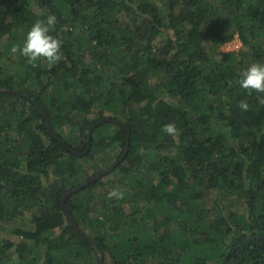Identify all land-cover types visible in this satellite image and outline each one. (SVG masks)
Segmentation results:
<instances>
[{
	"label": "trees",
	"instance_id": "obj_1",
	"mask_svg": "<svg viewBox=\"0 0 264 264\" xmlns=\"http://www.w3.org/2000/svg\"><path fill=\"white\" fill-rule=\"evenodd\" d=\"M162 2L0 0V234L2 223L28 212L35 225L15 230L14 240L0 236V264H89L92 253L98 264H264V93L240 87L242 68L229 53H216L204 70L209 45L234 34L264 64V0ZM50 15L63 58L33 66L13 55V44ZM105 118L117 124L89 139L79 134L88 139L82 150L72 146L77 127L82 133ZM212 118L219 129L206 134ZM168 123L178 136L162 132ZM106 125L115 129L102 135ZM126 145L112 172L124 181L122 201L90 217L94 197L79 196L102 178L66 198L78 234L61 199L89 178L66 146L88 147L84 156L93 158L112 149L121 156ZM131 191L145 203L126 207ZM234 195L245 199L242 213L222 201Z\"/></svg>",
	"mask_w": 264,
	"mask_h": 264
},
{
	"label": "rangeland",
	"instance_id": "obj_2",
	"mask_svg": "<svg viewBox=\"0 0 264 264\" xmlns=\"http://www.w3.org/2000/svg\"><path fill=\"white\" fill-rule=\"evenodd\" d=\"M155 4L161 5L163 2L162 0H154ZM5 42L4 40L2 41ZM249 49L250 46H244L240 42L238 36L234 34L233 38L226 43L220 44V45H209L208 53H209V59L207 60V63L204 65V70H207L210 67V64L214 60V57L216 53H229L231 56L234 58V63L237 66V64L240 62L239 66L242 68V71L245 70L248 66H250L252 63L251 59L249 58ZM113 58H120V55H115V52L113 53ZM26 62H29L28 60ZM51 64H49L50 66ZM162 75V74H161ZM47 82V80H45ZM44 81V83H45ZM56 91H59V89H54ZM157 95H159V92H157ZM162 99H164L167 102H171L169 98H167L166 95H163ZM96 111H92V113L85 115V118L88 122H91L97 118V115L95 113ZM110 117H114L116 119L121 120V116L116 115V114H108ZM77 121L80 123L83 118L82 115H78ZM103 125V124H102ZM101 126V125H100ZM114 125H106L103 128L102 135L107 132V131H114ZM77 130L74 131V134L77 138L76 140L72 143V146L75 149L82 150L84 145L87 143V141H81L79 134H82L81 136H84L88 134V131H83L82 133L79 132V127L76 128ZM219 129V124L217 121L212 118L210 123L207 125L205 129V133H213ZM9 136L12 138H17L18 135L15 134L14 132H8L7 133ZM94 140L96 141L97 139L94 137ZM86 142V143H85ZM120 150L119 149H112L108 151H94L93 152V158H87V156L80 155L77 157L75 163L79 167V172L82 174H85L84 176L81 177V179L84 177L85 179L88 177L89 179L96 176L97 174H100L101 172H106L108 169L112 168L114 164L122 157L119 156ZM82 154V153H80ZM119 157V158H118ZM115 169V168H114ZM113 169V170H114ZM113 170L110 173L105 174L102 176L101 181H102V186H100L99 189L95 190L93 189L90 192H81L79 198L86 200L89 195L91 194L94 198L92 200V205H94L97 209V211L94 214H91L90 217H93L95 215H100L101 209L105 206L107 209L110 206V199L108 198V193L112 191L113 189H118L119 191L123 192L121 189L123 188L124 181L119 180V177H116L113 175ZM88 179V180H89ZM153 183H157L158 180H160V176L157 174L153 175ZM85 183V182H84ZM144 192L148 190V188L143 187L142 189ZM102 195H100V194ZM125 195V194H124ZM144 193H140V196L138 197V201L136 202V197L134 193L131 191L127 193L125 199H124V204L126 207H134L137 205H142L145 203V201H141L139 198L143 197ZM114 199V198H112ZM117 199V198H116ZM119 200V199H118ZM132 200H135V202H130ZM122 201V200H119ZM129 201V202H127ZM224 201L225 204H227V208L230 206L229 209L230 211L237 212V213H242L244 211V204H245V199L244 198H239L236 195L234 196H229L226 200ZM2 228L4 231L0 234V236L6 238V239H11L14 240L13 238V232L15 230H28V231H34L35 230V225L32 223V215L31 213H26L24 216L15 219L12 222H5L1 224ZM96 254L92 253L90 255V261L89 264H98ZM100 258V257H99ZM110 259L105 258L104 259V264H110Z\"/></svg>",
	"mask_w": 264,
	"mask_h": 264
},
{
	"label": "clouds",
	"instance_id": "obj_3",
	"mask_svg": "<svg viewBox=\"0 0 264 264\" xmlns=\"http://www.w3.org/2000/svg\"><path fill=\"white\" fill-rule=\"evenodd\" d=\"M56 24L55 16H48L46 20L38 19L26 34L23 45L13 44L11 53L13 55L19 53L26 57L30 63L43 59L49 64H55L63 58L62 40L50 34V30ZM240 87L249 94L252 92L264 93V64L252 63L242 71L238 81ZM258 103L264 105V96L257 97ZM239 108L243 111L249 109L246 101L241 100ZM162 132L170 136H178L179 130L175 124L168 123L162 126ZM108 198L123 199V193L118 189H113L108 193Z\"/></svg>",
	"mask_w": 264,
	"mask_h": 264
},
{
	"label": "water",
	"instance_id": "obj_4",
	"mask_svg": "<svg viewBox=\"0 0 264 264\" xmlns=\"http://www.w3.org/2000/svg\"><path fill=\"white\" fill-rule=\"evenodd\" d=\"M38 110H39L40 115H41V116L43 117V119L45 120V124H46L47 129L50 130V125H49V120H48L47 115L42 111L41 108H38ZM109 122H113V123L117 124L115 121H112L111 118H105V119H103V120H99V121L95 122L92 126H90V128H89V130H88V134H87V135H88V139H89V137H90V135H91L93 129L97 128L98 126H100V125H102V124H104V123H109ZM119 126H120V127H123L122 124H120ZM88 139H87L86 141H88ZM66 148H67L68 150H70V152H71L74 156H77V157L80 156V155H84V154L88 151V147H86L85 151H84L82 154H80V153H77V152L73 151L71 148H69V147H67V146H66ZM127 150H128V149H127V145H126V148H125V150H124V152H123L122 157H121V158H120V159L114 164V166H112V168L108 169L106 172H101L100 174H97L96 176L90 178V179L87 180L85 183H83V184L77 186L76 188H74L73 190H71L70 192H68L67 194H65V195L62 197V199H61V208L63 209V211L65 212L67 218L69 219V222H70L71 226L74 228V230H76V232H77L78 234L83 235V234L81 233V231L79 230V228L77 227V225L75 224V221L73 220V218L71 217V215L69 214V212L66 210V207H65V200H66V198L69 197V196H71L72 194H74V193H76V192H78V191H80V190L86 188V187L89 186L91 183L96 182L99 178H101V177L104 176L105 174L110 173V172H111V171H112V170H113V169H114V168H115L120 162H122L123 159L126 157V155H127ZM100 261H102V259H100Z\"/></svg>",
	"mask_w": 264,
	"mask_h": 264
}]
</instances>
